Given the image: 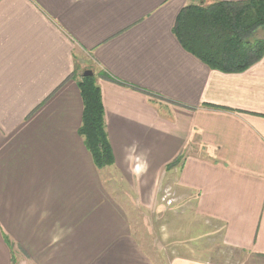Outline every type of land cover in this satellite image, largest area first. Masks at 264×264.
I'll return each instance as SVG.
<instances>
[{
	"label": "crops",
	"instance_id": "obj_1",
	"mask_svg": "<svg viewBox=\"0 0 264 264\" xmlns=\"http://www.w3.org/2000/svg\"><path fill=\"white\" fill-rule=\"evenodd\" d=\"M196 1L245 0H0V264H154L79 133L87 70L109 174L191 212L170 264H264V57L226 74L186 51L173 28Z\"/></svg>",
	"mask_w": 264,
	"mask_h": 264
},
{
	"label": "trees",
	"instance_id": "obj_2",
	"mask_svg": "<svg viewBox=\"0 0 264 264\" xmlns=\"http://www.w3.org/2000/svg\"><path fill=\"white\" fill-rule=\"evenodd\" d=\"M260 31L264 33V0L208 5L196 1L181 10L173 28L186 51L226 74L243 73L264 57V38L254 39ZM78 85L84 105L79 133L94 165L103 170L115 164V157L106 132L101 89L95 75L83 77Z\"/></svg>",
	"mask_w": 264,
	"mask_h": 264
},
{
	"label": "rangeland",
	"instance_id": "obj_3",
	"mask_svg": "<svg viewBox=\"0 0 264 264\" xmlns=\"http://www.w3.org/2000/svg\"><path fill=\"white\" fill-rule=\"evenodd\" d=\"M263 35L264 33L260 31L254 39H262L264 38ZM96 80L98 81L97 76ZM104 170H106V172ZM110 170V167L102 170V174H106L104 180L108 181L110 177H112L113 180L116 181L113 184L114 187L110 190L114 193V197L118 201V204L130 214V222L133 225L132 231L134 232V236L140 239L144 251L152 259L154 264H170V259L173 258L172 254L176 247V245L173 244L174 241L170 244L172 238L170 237V234H172L170 231V224L176 220L180 222L179 226L182 231L178 229L177 232L183 234L182 227L185 218L182 216L187 212H189L188 216L191 214L188 208L186 209L184 199L182 196H179L180 194L175 193L172 187L167 184H162L159 189L158 197L160 207L158 201L154 203L131 202V198L136 192V187L134 188V186L126 181L121 172H117L113 175L109 174ZM167 170L166 172H169ZM126 184H130V186ZM116 191H119V193ZM133 198H135V195ZM169 200L173 202L170 204ZM186 223L191 224L192 220L189 219ZM195 232L194 236L201 238L200 229ZM198 254H200L199 251Z\"/></svg>",
	"mask_w": 264,
	"mask_h": 264
},
{
	"label": "water",
	"instance_id": "obj_4",
	"mask_svg": "<svg viewBox=\"0 0 264 264\" xmlns=\"http://www.w3.org/2000/svg\"><path fill=\"white\" fill-rule=\"evenodd\" d=\"M88 76H94V72L91 70L85 71L83 77H88Z\"/></svg>",
	"mask_w": 264,
	"mask_h": 264
},
{
	"label": "built area",
	"instance_id": "obj_5",
	"mask_svg": "<svg viewBox=\"0 0 264 264\" xmlns=\"http://www.w3.org/2000/svg\"><path fill=\"white\" fill-rule=\"evenodd\" d=\"M164 200V199H163ZM173 201L172 200H169V203L171 204Z\"/></svg>",
	"mask_w": 264,
	"mask_h": 264
}]
</instances>
